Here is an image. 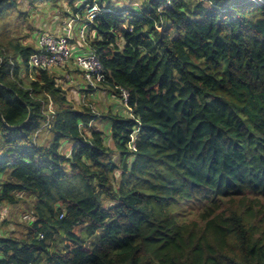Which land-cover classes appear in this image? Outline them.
I'll use <instances>...</instances> for the list:
<instances>
[{
    "label": "trees",
    "instance_id": "1",
    "mask_svg": "<svg viewBox=\"0 0 264 264\" xmlns=\"http://www.w3.org/2000/svg\"><path fill=\"white\" fill-rule=\"evenodd\" d=\"M39 1L0 0V264H264V0H69L101 8L86 90L128 116L28 73L15 13Z\"/></svg>",
    "mask_w": 264,
    "mask_h": 264
},
{
    "label": "rangeland",
    "instance_id": "2",
    "mask_svg": "<svg viewBox=\"0 0 264 264\" xmlns=\"http://www.w3.org/2000/svg\"><path fill=\"white\" fill-rule=\"evenodd\" d=\"M69 0H57L56 2L50 1L49 3L46 1H39L35 4H31L29 2H24L20 4V8L23 10V13L18 14L15 13L16 16L19 15V22L17 25H14L13 30L15 33L12 34L13 41L19 40L23 44L35 45L37 44L36 38L41 33L56 32L65 22H67L68 18H74V15H77L78 22L73 23L72 27L74 30V34L77 32V27L81 25V23H85L86 19L84 17V13L77 14L71 9L70 5L68 4ZM116 2L120 6H127L132 8H137L139 6L140 0H112ZM84 1L83 0H76L74 2V6L77 8H81V5ZM63 21V22H62ZM53 34V33H51ZM71 70L68 73H72L71 78L63 76L60 80L56 78L57 84L62 88L65 93L67 99L73 104L77 106L80 105H90L93 108V111L99 115L100 113L110 112V110H115L114 103L118 101L119 107L117 108L119 112H122L124 115H129V112L126 108L122 105L120 98L118 97H111L108 93L109 91L106 89H95L94 91H89L84 88H80L81 85H84L82 80V73L81 75L75 72L73 66H70ZM52 71L57 74L60 73V68H51ZM56 76V75H55ZM57 77V76H56ZM91 128H102L104 122L99 120H94L90 123ZM107 128L103 131L104 141L112 147V141L110 140V133L108 132ZM89 132V131H86ZM70 144H64L61 148L62 152L69 151ZM27 203L32 204V200L27 198ZM26 208V206H23ZM3 211L5 214L2 218H7L6 216L9 214L12 209L6 206ZM17 220L22 222H27L26 219L23 218L24 214L22 213L21 208H17L13 210ZM15 220V219H14ZM6 231L14 230L13 224L7 225L4 227L3 233Z\"/></svg>",
    "mask_w": 264,
    "mask_h": 264
},
{
    "label": "built area",
    "instance_id": "3",
    "mask_svg": "<svg viewBox=\"0 0 264 264\" xmlns=\"http://www.w3.org/2000/svg\"><path fill=\"white\" fill-rule=\"evenodd\" d=\"M84 17L86 19L74 34L72 24L78 22L77 15L66 23L62 34L41 33L38 35L37 50L33 52L27 60V71L29 74L40 70H50L54 67H62L71 60L75 66L82 73V80L84 82V89L95 88L98 83L104 79V73L99 55L92 49L87 53L78 54L73 57L72 55V40L77 37L82 44H87L88 37V22H91L93 18L101 11V8L97 4L87 5ZM106 10V9H105ZM120 89V101L124 107L129 110L128 92L125 89ZM137 129L133 130L130 136L128 147L132 150L135 149L134 138L136 136ZM24 219H28L27 215L23 216ZM41 236V235H40ZM32 264V263H27Z\"/></svg>",
    "mask_w": 264,
    "mask_h": 264
},
{
    "label": "crops",
    "instance_id": "4",
    "mask_svg": "<svg viewBox=\"0 0 264 264\" xmlns=\"http://www.w3.org/2000/svg\"><path fill=\"white\" fill-rule=\"evenodd\" d=\"M76 15H74L73 17H75ZM71 20V17L68 18L67 22H65V24L62 23L61 27L56 31V32H50V33H53V34H62L64 28L66 27V23H68V21ZM63 22V21H62ZM75 23V22H74ZM84 23V22H83ZM81 23V25L83 24ZM80 25V26H81ZM78 26L77 29L80 27ZM49 33V31H48ZM92 34V32L88 33V36H90ZM88 38V37H87ZM37 46V44L35 45ZM91 50V47L89 46V41L88 43L85 45V44H82L77 37L73 38L72 40V55L73 57L78 55V54H82V53H87ZM70 66H73L74 69H75V72H77V74L81 75L80 71L78 70V68L75 66L74 62L71 60L70 62H68L67 64H65L64 66L62 67H54L53 69L55 68H60V73H57L55 74L57 77L56 78H59V80L63 77V76H66L68 78H71L72 76V73H68L70 70H71V67ZM51 73H54L52 71V69H50ZM82 78V77H81ZM83 88V85L80 86V88ZM101 90V89H100ZM104 90V89H103ZM108 90V89H106ZM109 91V90H108ZM111 97L115 96V95H112L111 93H108ZM116 97V96H115ZM114 105V108L115 110H110L112 112H116V111H119L117 108L119 107L118 105V101H115V103L113 104ZM104 122V125L102 128H98V129H101L102 131H105L107 128H110V122L107 121V120H101ZM68 144V143H67ZM70 149V147H69ZM70 151L66 150L65 153L69 154Z\"/></svg>",
    "mask_w": 264,
    "mask_h": 264
},
{
    "label": "clouds",
    "instance_id": "5",
    "mask_svg": "<svg viewBox=\"0 0 264 264\" xmlns=\"http://www.w3.org/2000/svg\"><path fill=\"white\" fill-rule=\"evenodd\" d=\"M84 88V87H83ZM119 98V97H118ZM126 108V107H125ZM126 110L129 112V110L126 108ZM129 115H131V113H129ZM27 220V219H26Z\"/></svg>",
    "mask_w": 264,
    "mask_h": 264
}]
</instances>
